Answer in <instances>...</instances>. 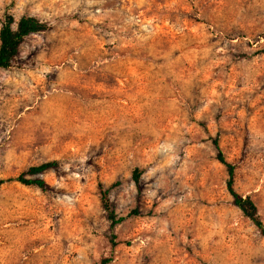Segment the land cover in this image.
Here are the masks:
<instances>
[{"label":"rangeland","instance_id":"374dc122","mask_svg":"<svg viewBox=\"0 0 264 264\" xmlns=\"http://www.w3.org/2000/svg\"><path fill=\"white\" fill-rule=\"evenodd\" d=\"M8 14L49 28L0 67V264H264L213 143L264 225V0H0Z\"/></svg>","mask_w":264,"mask_h":264},{"label":"trees","instance_id":"16d2710c","mask_svg":"<svg viewBox=\"0 0 264 264\" xmlns=\"http://www.w3.org/2000/svg\"><path fill=\"white\" fill-rule=\"evenodd\" d=\"M48 28L49 25L47 22L42 21L33 15H22L17 20H15V18L10 14L6 15L0 26V67L7 68L10 65L13 58L18 54L19 46L26 36L32 33L44 31ZM213 143L217 149L218 161L222 163L227 170L228 179L226 182V186L228 192L232 197L233 204L236 205L245 216L249 217L264 234V225L259 219L255 203L249 196L242 197L234 190V165L225 159L219 145L217 144L216 139L213 140ZM57 165V161L55 160L45 161L40 164L28 167L25 174L31 176L36 175L47 169L55 168ZM132 175L133 180L137 185L139 182L140 171L137 168H134ZM15 180L25 185H36L43 189L46 187L44 180L36 177L25 178L22 174H20L15 178ZM5 181V179L0 178V186ZM102 194L104 207L108 210V218L111 221V225H114L123 220V217L117 218L116 214L109 206V201L106 197L107 190H103Z\"/></svg>","mask_w":264,"mask_h":264}]
</instances>
